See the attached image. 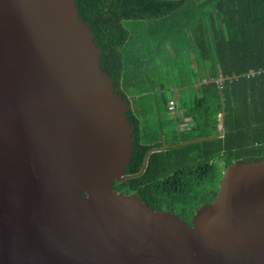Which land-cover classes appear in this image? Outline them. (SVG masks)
Masks as SVG:
<instances>
[{"label":"water","instance_id":"obj_1","mask_svg":"<svg viewBox=\"0 0 264 264\" xmlns=\"http://www.w3.org/2000/svg\"><path fill=\"white\" fill-rule=\"evenodd\" d=\"M101 55L76 0H0V264H264V159L192 224L115 188L133 127Z\"/></svg>","mask_w":264,"mask_h":264},{"label":"trees","instance_id":"obj_2","mask_svg":"<svg viewBox=\"0 0 264 264\" xmlns=\"http://www.w3.org/2000/svg\"><path fill=\"white\" fill-rule=\"evenodd\" d=\"M76 4L129 107L131 176L118 191L160 210L183 200L191 216L216 199L230 164L264 159V0Z\"/></svg>","mask_w":264,"mask_h":264},{"label":"rangeland","instance_id":"obj_3","mask_svg":"<svg viewBox=\"0 0 264 264\" xmlns=\"http://www.w3.org/2000/svg\"><path fill=\"white\" fill-rule=\"evenodd\" d=\"M182 113V110L179 111V114ZM191 118H187L186 120L181 121V123L179 124V127L182 128L184 127L187 123H190ZM220 164L222 163V161L219 162ZM162 206L164 210L167 209H174L177 213H181V214H186L189 212V208L187 206V204L180 199H176L174 201L173 204H170L169 200H165L162 202Z\"/></svg>","mask_w":264,"mask_h":264},{"label":"flooded vegetation","instance_id":"obj_4","mask_svg":"<svg viewBox=\"0 0 264 264\" xmlns=\"http://www.w3.org/2000/svg\"><path fill=\"white\" fill-rule=\"evenodd\" d=\"M167 210H170V211H173L175 213H177L175 210L173 209H167ZM181 218H183L184 220H186L188 223L192 224V217L194 214H192L191 216L188 215V213L186 214H181V213H177Z\"/></svg>","mask_w":264,"mask_h":264},{"label":"built area","instance_id":"obj_5","mask_svg":"<svg viewBox=\"0 0 264 264\" xmlns=\"http://www.w3.org/2000/svg\"><path fill=\"white\" fill-rule=\"evenodd\" d=\"M208 81H209L208 79L203 80L204 83H207ZM223 81H224V78L222 75H220V77L218 79H216V82L219 84V87H222L221 85H222ZM169 106H170V108H173L174 102L170 101Z\"/></svg>","mask_w":264,"mask_h":264}]
</instances>
